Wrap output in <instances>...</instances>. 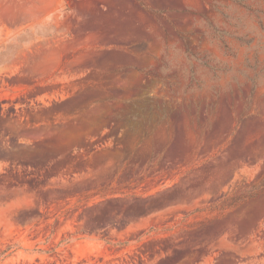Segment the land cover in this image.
<instances>
[{"label": "rangeland", "instance_id": "rangeland-1", "mask_svg": "<svg viewBox=\"0 0 264 264\" xmlns=\"http://www.w3.org/2000/svg\"><path fill=\"white\" fill-rule=\"evenodd\" d=\"M0 264H264V0H0Z\"/></svg>", "mask_w": 264, "mask_h": 264}]
</instances>
